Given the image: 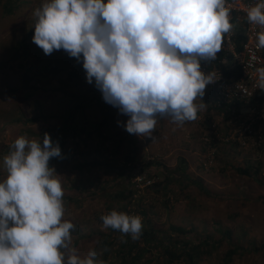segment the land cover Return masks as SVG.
Masks as SVG:
<instances>
[{
    "label": "rangeland",
    "instance_id": "obj_1",
    "mask_svg": "<svg viewBox=\"0 0 264 264\" xmlns=\"http://www.w3.org/2000/svg\"><path fill=\"white\" fill-rule=\"evenodd\" d=\"M45 2H11L15 9L8 15L3 9L7 0H0V182L7 179L4 158L14 150L15 140L25 136L42 143L48 134L61 148L62 156L51 158L49 166L62 183V219L75 225L69 247L79 257L95 249L97 261L125 264L120 254L126 243L129 249L135 242L140 249L150 248L141 236L133 240L130 234L103 226L101 217L116 210L141 216L143 230L155 232L158 240L169 236L180 248L190 238L174 234L172 226L192 230L194 241L207 237L218 243L200 264H224L230 251H236L231 264H264V123L259 138L247 140L243 131L237 137L225 111L219 112L214 104L209 110L208 86L203 98L195 101L206 106L194 121L180 125L158 115L150 137L129 134L118 123L101 129L100 135L107 108L94 82L69 83L62 74L36 78L33 88L24 87L30 63L47 56L33 43L34 12ZM224 61L228 63L224 59L221 64ZM201 67L209 73L208 61ZM69 114L89 135L64 140L61 130ZM128 119L118 112V121L126 124ZM69 151L71 160L66 157ZM131 155L138 161L131 162ZM78 164L92 166L79 169ZM115 165L117 171L110 168ZM158 167L161 171L153 175ZM120 170L127 173L120 175ZM170 178L175 182L167 183ZM125 190L132 192L131 199H115ZM136 264H165L163 248L149 250Z\"/></svg>",
    "mask_w": 264,
    "mask_h": 264
},
{
    "label": "clouds",
    "instance_id": "obj_2",
    "mask_svg": "<svg viewBox=\"0 0 264 264\" xmlns=\"http://www.w3.org/2000/svg\"><path fill=\"white\" fill-rule=\"evenodd\" d=\"M34 15L33 43L45 55L64 50L82 60L87 82L129 117L118 125L146 137L158 115L180 125L197 119L206 104L195 101L216 81L202 62L216 59L234 27L225 0H46ZM247 18L264 27V0ZM257 37L264 47V31ZM257 72L264 90V67ZM13 148L0 182V264H105L95 249L81 258L69 247L75 225L62 219L64 191L49 166L62 156L59 143L48 134L42 143L20 136ZM101 219L133 240L142 235L139 215L113 210Z\"/></svg>",
    "mask_w": 264,
    "mask_h": 264
},
{
    "label": "trees",
    "instance_id": "obj_3",
    "mask_svg": "<svg viewBox=\"0 0 264 264\" xmlns=\"http://www.w3.org/2000/svg\"><path fill=\"white\" fill-rule=\"evenodd\" d=\"M21 0H7L6 5H3V9L5 8V12L8 15H12L14 12L15 7L11 5V2H20ZM18 6V4H17ZM243 30L241 29L239 31L238 36L235 38V45H236V50L239 52L243 48V43L246 41V37L244 36ZM225 54H219L216 56V59L213 60V62H216V65L221 66V61L224 59ZM227 61H229V66H231L232 62V57L231 54H227L226 57ZM223 71L225 74L228 76L232 75V72L228 70V67L225 65L224 67L222 66ZM26 76L24 78V87L25 89H30L32 87V82L36 78H57L61 76L62 74L66 75V79L69 83L75 81L79 82V84H83L87 80L86 78V70L83 69V63L81 61H77L76 58L70 57V55L65 52L64 50H56L54 51L51 55H47L45 59L42 61H38L36 63H30V68L26 71ZM206 94V93H205ZM262 99V98H261ZM216 103V100H214L213 104ZM104 109L107 108V113L106 117L101 123L100 127V132L99 134L102 135L101 129L104 127H110L118 122V112L119 110H114L113 106L105 103L104 104ZM219 112H223L222 108L216 107ZM82 109V108H80ZM68 117L70 118L67 120L65 123V127L61 130V132L64 133V140L68 137H73L76 138L78 136H82L84 134L89 135L87 132V129L85 126L81 127L79 123L76 121L75 117L72 114H69ZM211 120V117H209V121ZM67 124V125H66ZM68 156V160H71V152H67L66 157ZM71 156V157H70ZM131 162H137L138 159L136 156L131 155V157L128 158ZM108 160V158H106ZM99 165L101 163H98ZM92 165H82L78 164L76 168L79 169H84L85 167H91ZM115 166H110L111 169L117 171L114 169ZM151 165L147 166V168H150ZM158 171H161V168H155L153 170V175H157ZM120 175H124L127 173V170H120ZM243 174H248L247 171H242ZM169 182L167 183H173L175 182V179H168ZM183 184V183H182ZM184 185V184H183ZM164 187H168L167 184H163ZM132 198V192L125 190L124 192L118 193L115 196V199H117L119 202H125L128 201L129 199ZM171 232L174 234H179L182 236H186L190 238L188 240V243H186L182 248L178 246L179 243L172 242L169 236H164L162 240H158V235L155 234V232L150 231L149 229L144 228L142 229V235L141 238L144 239V244L149 246L140 249L139 248V243L135 242L133 244V247L130 249L127 248L128 244L126 243L124 245V248L121 250V258L124 260L125 264H136L138 261L142 260L145 258L147 252L152 249H157L162 247L164 251V256H165V264H174L177 262H182L184 264H200L201 259L204 258L205 255L211 254L212 250H215L216 248L219 247L218 243H213L211 242L207 237L206 241L205 240H197L194 241L191 239L193 237V231L192 230H185L180 227H171ZM167 242L166 246H164V243ZM105 246H109V242L105 241L103 242ZM127 248V249H126ZM209 248V250H208ZM243 250V249H242ZM136 251L135 255L134 252ZM108 251H106L107 253ZM243 252H245L243 250ZM242 252V253H243ZM236 254V251H230L227 253L225 256L224 264H231L233 262L234 255ZM131 259L130 263L128 262V259Z\"/></svg>",
    "mask_w": 264,
    "mask_h": 264
},
{
    "label": "built area",
    "instance_id": "obj_4",
    "mask_svg": "<svg viewBox=\"0 0 264 264\" xmlns=\"http://www.w3.org/2000/svg\"><path fill=\"white\" fill-rule=\"evenodd\" d=\"M258 3L259 0H225V6L230 10V23L234 27L224 34L217 55L225 50L226 59V55L231 54L232 75L225 74L216 62H209V72L215 73L216 80L209 85V92L216 100V106L226 112L237 137L245 136L247 140L259 138V127L264 123V90L258 85L257 72L258 68L264 67V47H258L257 37L264 27L250 23L247 18L248 10ZM241 29L246 41L238 52L234 42ZM202 71L208 74L206 68ZM241 131L244 133L242 136ZM238 142L241 144V138Z\"/></svg>",
    "mask_w": 264,
    "mask_h": 264
},
{
    "label": "crops",
    "instance_id": "obj_5",
    "mask_svg": "<svg viewBox=\"0 0 264 264\" xmlns=\"http://www.w3.org/2000/svg\"><path fill=\"white\" fill-rule=\"evenodd\" d=\"M226 52H225V50H223V52L222 53H220V54H225ZM224 58V57H223ZM224 60V59H223ZM221 63V62H220ZM221 65H227L226 64V62L224 61ZM230 68L231 67H228V70L230 71ZM211 97H209V110L211 111V108L213 107V102L211 101V99H210ZM209 117H211L210 115H209Z\"/></svg>",
    "mask_w": 264,
    "mask_h": 264
}]
</instances>
